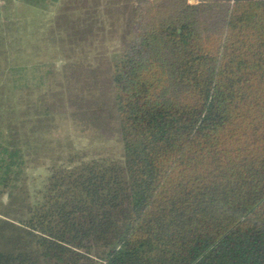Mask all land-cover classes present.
I'll return each instance as SVG.
<instances>
[{
  "label": "trees",
  "instance_id": "16d2710c",
  "mask_svg": "<svg viewBox=\"0 0 264 264\" xmlns=\"http://www.w3.org/2000/svg\"><path fill=\"white\" fill-rule=\"evenodd\" d=\"M137 4L105 72L61 65L72 123L122 163L79 156L29 204L0 133V264H264V0Z\"/></svg>",
  "mask_w": 264,
  "mask_h": 264
},
{
  "label": "rangeland",
  "instance_id": "374dc122",
  "mask_svg": "<svg viewBox=\"0 0 264 264\" xmlns=\"http://www.w3.org/2000/svg\"><path fill=\"white\" fill-rule=\"evenodd\" d=\"M65 5L70 11L61 21ZM138 19L137 0H61L50 12L0 0V133L23 150L15 194L25 203L40 201L51 171L77 165L79 156L122 163L117 136L101 140L72 123L61 65L82 62L105 72ZM2 202L9 205L6 196Z\"/></svg>",
  "mask_w": 264,
  "mask_h": 264
},
{
  "label": "crops",
  "instance_id": "0c3cea01",
  "mask_svg": "<svg viewBox=\"0 0 264 264\" xmlns=\"http://www.w3.org/2000/svg\"><path fill=\"white\" fill-rule=\"evenodd\" d=\"M20 2L21 4H27L28 6H32L33 8L43 11V12H50L57 8L61 0H14ZM198 0H194L195 3Z\"/></svg>",
  "mask_w": 264,
  "mask_h": 264
},
{
  "label": "water",
  "instance_id": "95a60500",
  "mask_svg": "<svg viewBox=\"0 0 264 264\" xmlns=\"http://www.w3.org/2000/svg\"><path fill=\"white\" fill-rule=\"evenodd\" d=\"M188 1H189L190 3H191V2H194V0H188Z\"/></svg>",
  "mask_w": 264,
  "mask_h": 264
}]
</instances>
